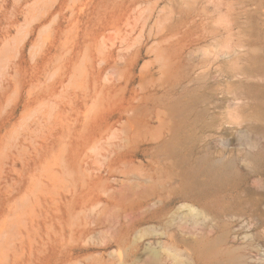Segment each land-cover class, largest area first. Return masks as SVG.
I'll use <instances>...</instances> for the list:
<instances>
[{
    "label": "rangeland",
    "instance_id": "374dc122",
    "mask_svg": "<svg viewBox=\"0 0 264 264\" xmlns=\"http://www.w3.org/2000/svg\"><path fill=\"white\" fill-rule=\"evenodd\" d=\"M0 264H264V0H0Z\"/></svg>",
    "mask_w": 264,
    "mask_h": 264
}]
</instances>
